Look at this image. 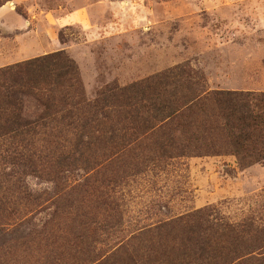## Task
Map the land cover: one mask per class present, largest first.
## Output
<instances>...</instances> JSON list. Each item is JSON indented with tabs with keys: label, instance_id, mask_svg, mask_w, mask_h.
<instances>
[{
	"label": "trees",
	"instance_id": "16d2710c",
	"mask_svg": "<svg viewBox=\"0 0 264 264\" xmlns=\"http://www.w3.org/2000/svg\"><path fill=\"white\" fill-rule=\"evenodd\" d=\"M203 80L181 65L89 100L63 52L0 69V236L48 212L41 227L9 234L13 248L44 242L55 257L59 233L69 225L66 241L93 264L121 252L125 264H264L263 220L232 223L203 209L120 238V205L100 192L129 172L164 171L174 161L234 156L241 169L264 161V93L210 92ZM27 101L40 110L34 119L25 118ZM30 176L52 183V196L31 191ZM21 201L33 210H17ZM104 207L107 219L99 220ZM105 241L120 242L107 257L99 247Z\"/></svg>",
	"mask_w": 264,
	"mask_h": 264
},
{
	"label": "rangeland",
	"instance_id": "374dc122",
	"mask_svg": "<svg viewBox=\"0 0 264 264\" xmlns=\"http://www.w3.org/2000/svg\"><path fill=\"white\" fill-rule=\"evenodd\" d=\"M59 52L75 62L89 100L181 65L199 73L210 92L264 93V0H0V69ZM39 111L27 101L25 118ZM27 184L37 195L54 191L45 177L30 176ZM111 189L100 192L120 205V238L142 225L203 209L232 223L245 217L264 222V161L246 169L234 156L174 161L164 171L129 172ZM16 208L33 210L22 201ZM104 210L99 220L107 219ZM48 219L44 212L20 230L3 232L0 264L94 263L66 241L69 225L59 233L55 257L44 242L19 249L8 242L9 234H28ZM119 244L105 241L99 247L109 255ZM126 262L121 252L108 264Z\"/></svg>",
	"mask_w": 264,
	"mask_h": 264
}]
</instances>
